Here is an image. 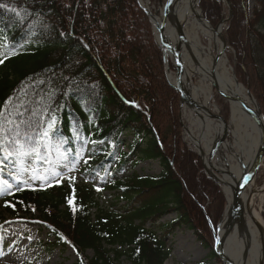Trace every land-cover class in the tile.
<instances>
[{
	"label": "trees",
	"instance_id": "trees-1",
	"mask_svg": "<svg viewBox=\"0 0 264 264\" xmlns=\"http://www.w3.org/2000/svg\"><path fill=\"white\" fill-rule=\"evenodd\" d=\"M229 2L224 37L235 76L264 119V0H252L251 9L249 0ZM222 5L200 1L213 25ZM4 37L16 54L0 64V105L15 95L37 118L48 109L63 139L50 149L51 164L36 162L38 185L14 181L17 166L0 164V181L11 185L0 188V223L4 214L36 218L51 238L38 247H69L74 264H163L166 241L144 225L168 214L175 216L158 226L162 232L185 227L211 249L208 219L215 228L225 198L181 139L179 96L137 1L0 0V45ZM221 113L227 118L225 105ZM146 160L158 162L157 175L135 171ZM62 171L83 180H49ZM100 191L112 193L110 205Z\"/></svg>",
	"mask_w": 264,
	"mask_h": 264
},
{
	"label": "bare ground",
	"instance_id": "bare-ground-1",
	"mask_svg": "<svg viewBox=\"0 0 264 264\" xmlns=\"http://www.w3.org/2000/svg\"><path fill=\"white\" fill-rule=\"evenodd\" d=\"M196 1L174 0L171 11L174 14L168 13L162 33L159 29L161 6L153 10L146 0H140L139 6L150 14L155 38L173 64L175 48L180 40L177 27H181L178 60L182 72L179 81L182 91L189 96V102L183 104L180 110L183 139L191 149L202 150L207 171L219 181L230 201L234 183L229 174L239 177L258 152L260 133L257 120L243 107V103L252 107L255 103L246 88L233 78L220 36L223 25L213 29L200 15ZM168 76L174 83V71L168 72ZM214 91L231 104L227 124L218 120V113H209ZM225 134L230 139H224ZM218 141L219 146L214 150ZM212 167L219 169L220 173H215ZM255 176L240 193V209L229 233L224 215L216 234V250L235 264H264L263 188H259Z\"/></svg>",
	"mask_w": 264,
	"mask_h": 264
},
{
	"label": "rangeland",
	"instance_id": "rangeland-1",
	"mask_svg": "<svg viewBox=\"0 0 264 264\" xmlns=\"http://www.w3.org/2000/svg\"><path fill=\"white\" fill-rule=\"evenodd\" d=\"M157 1L158 0H152V2H150L149 0L148 2L153 10H157L160 7ZM252 4V0H249L250 9ZM227 15L228 8L224 3L222 16L226 17ZM225 26V24L222 26V30ZM225 52L230 66L234 69L235 59L233 50L226 47ZM243 86L246 87L245 85ZM223 100L224 99L214 91L211 102L212 112H219L221 114L223 105H225L228 114V106ZM30 166L37 169L36 163L31 164ZM128 169L129 166L126 168L125 174H132V170ZM160 170V165L155 160H146L141 162L138 167L135 168L137 173L150 176L157 175ZM31 175V172H24L21 175V179L23 181L29 180ZM60 175L63 177L61 181L75 180L81 182L83 180L82 176L72 174L71 172L62 171ZM14 180L16 181V179ZM49 180L53 179L49 177ZM255 180L259 188H263L261 212L264 217V159L260 169L256 173ZM40 182L41 178L36 179L34 185H38ZM99 193L101 194L99 199L102 204L110 205L112 203V193L108 191H100ZM225 205L218 221L224 217ZM174 216L175 214H168L163 216L155 224H152L150 221L145 224V228L156 231V235L166 241V248H169V256L163 264H224L216 254L213 256L211 255V252H214L213 247L210 249L203 245L196 238L192 230L185 227L176 228L170 233H164L161 230H158L160 224L171 221ZM50 241L51 238L48 237L46 228L40 224L36 218L22 214L19 217L13 218L4 214V220L0 223V264H74L76 262L77 256L69 247L65 250L56 249L49 253L38 247L39 242L47 243ZM123 264L130 263L124 261Z\"/></svg>",
	"mask_w": 264,
	"mask_h": 264
},
{
	"label": "snow or ice",
	"instance_id": "snow-or-ice-1",
	"mask_svg": "<svg viewBox=\"0 0 264 264\" xmlns=\"http://www.w3.org/2000/svg\"><path fill=\"white\" fill-rule=\"evenodd\" d=\"M15 11V9H13ZM4 44L0 45V64L5 59L15 55L14 46L7 43L4 37ZM47 115L37 118V113L25 106L23 100L18 96H9L3 105H0V164L4 161H11L18 167V172L12 173L13 178L20 181L24 172H31L29 180L23 181L28 184L31 180L39 179L36 169L31 164L36 162L49 163L54 142H62L58 136L57 117L48 109L43 110ZM85 163L88 161L85 160ZM71 171L72 169H67ZM4 169L0 168V172ZM63 177L55 173L51 179L59 182ZM45 181L48 179L44 178ZM11 187L8 181H0V188L6 190ZM21 190V189H17ZM71 204V200H69ZM7 206V202L6 205Z\"/></svg>",
	"mask_w": 264,
	"mask_h": 264
},
{
	"label": "water",
	"instance_id": "water-1",
	"mask_svg": "<svg viewBox=\"0 0 264 264\" xmlns=\"http://www.w3.org/2000/svg\"><path fill=\"white\" fill-rule=\"evenodd\" d=\"M139 2V0H137ZM160 3H161V0H158ZM227 1V4H228V18L226 19H222L215 27H213L214 29H217L218 28V25L222 22H225V21H228L230 18H231V6ZM199 2V0H197V3ZM173 3H174V0H166L164 5H163V9H162V21H161V24L159 26V29L162 33V31L165 30V27H166V20H167V16H168V13L172 11L173 9ZM146 14L148 15V18H149V21L151 23V20H150V14L145 10ZM171 14L173 15L174 12H171ZM210 24V23H209ZM211 25V24H210ZM212 26V25H211ZM177 31L179 33V39L182 41V30H181V27L178 26L177 27ZM221 36V39L223 41V43L225 44V39L223 37L222 34H220ZM179 40V43L177 44L176 48H175V62L174 64L171 62V66L174 70V73H175V81L174 83H172L170 80H169V76H168V72H169V66L167 65V57L165 56L162 48H161V45L158 44L159 48L161 49L162 51V57H163V63H164V71H165V76H166V79L167 81L169 82V84L171 85V87L179 94V106L181 107L183 104L185 103H188L189 102V96L182 91L181 89V83L179 81V77H180V74L182 72V67H181V64L178 60V54H179V48H180V45H181V41ZM247 94L249 96L252 97L250 91L248 90L247 88ZM224 98V97H223ZM226 101L228 99L224 98ZM229 108L231 109V104L229 103ZM243 107H244V110L247 114H252L256 120H257V125H258V129H259V133H260V139H259V147H258V152L257 154L254 156L250 166L246 169H243L241 174L239 175V177H235L234 174H229L231 176V178L233 179V183H234V190H233V193L231 195V198H230V201L227 200L226 196V202H227V205H226V230L227 232L230 231V228H231V224L234 220V217L236 216V214L238 213L239 209H240V193L242 192L245 184L247 182H249V180L254 176L258 166H259V163L261 162V160L263 159L264 157V121H263V118H262V115L260 113V110H259V107L256 103V109H253L251 108L248 104L246 103H243ZM213 115V114H212ZM179 117H180V113H179ZM219 117V121L223 122L224 124H227L225 119L222 118L220 115L218 116ZM181 118V117H180ZM226 138V134L224 135V139ZM219 146V141L218 143L215 144V147H214V150L217 149V147ZM195 151V150H194ZM199 156L200 158L202 159V163H203V169L205 171V173L211 178L213 179L216 183L219 184V181L213 176L211 175L207 169H206V165H205V160H204V157H203V152L202 150L200 149V151H195ZM210 156L209 158L207 157V160L206 162H210ZM212 169L214 170L215 173L219 174L220 173V170L217 169L216 167H212ZM227 206H228V209H227ZM216 253L218 255V257L220 258V260L225 263V264H235L233 262H230L229 259L221 252H218L216 250Z\"/></svg>",
	"mask_w": 264,
	"mask_h": 264
}]
</instances>
